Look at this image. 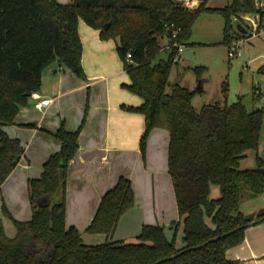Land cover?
Here are the masks:
<instances>
[{
    "label": "trees",
    "instance_id": "1",
    "mask_svg": "<svg viewBox=\"0 0 264 264\" xmlns=\"http://www.w3.org/2000/svg\"><path fill=\"white\" fill-rule=\"evenodd\" d=\"M208 2L201 0L189 10L177 0H0V189L25 153L21 141L3 127L14 123L31 94L40 90L45 67L58 61L86 79L79 33L83 20L100 30L102 39H119L118 52L131 78L126 87L144 99L140 106H123L145 115L142 152L154 128L169 131V173L183 221L182 244L176 235L170 240L158 224L144 225L136 242L113 241L121 216L135 205L131 180L120 176L102 196L86 229L107 235V240L85 243L80 230L66 223L68 167L79 148L83 123L74 131L62 123L55 133L61 148L46 160L41 176L28 181L32 218L15 220V237L6 234L0 218V264L236 263L227 251L244 241L251 223L264 219V208L250 214L241 208L246 199L264 193V159L257 157L254 168L240 167L247 152L259 149L264 107L249 110L241 99L228 103L226 76L223 100L197 110L193 96L203 88L191 90L176 82L168 91L179 62L174 50L159 57L173 23L182 26L180 40L187 45L199 15L219 13L225 19L222 43L230 45L236 34L245 35L231 17L260 11L253 0H231L222 7ZM204 69L193 70L201 76ZM212 184L220 186L219 198L210 197ZM178 225L174 222L173 228Z\"/></svg>",
    "mask_w": 264,
    "mask_h": 264
},
{
    "label": "crops",
    "instance_id": "2",
    "mask_svg": "<svg viewBox=\"0 0 264 264\" xmlns=\"http://www.w3.org/2000/svg\"><path fill=\"white\" fill-rule=\"evenodd\" d=\"M58 1L61 4L73 2ZM79 33L83 43L82 64L88 79L78 78L58 61L50 64L43 70L41 88L37 92L52 99L49 106L44 111L38 110L34 107L35 99L31 97L29 105L20 109L14 123L3 127L10 137L21 141L25 153L2 185L0 201L5 200L14 220H30L33 210L28 181L39 178L46 160L61 148V140L55 135L61 124L74 131L83 123L79 148L69 163L67 173V226L79 229L87 244L105 242L107 235L89 233L86 229L104 193L117 183L120 176H125L131 180L135 205L121 216L111 239L136 242L144 225L158 224L164 226L170 240L176 235L178 244H182L183 221L169 173V131L154 128L147 139L145 153L142 152L145 115L123 106L137 107L143 104L144 99L126 87L131 84V78L118 52L119 39H102L100 30L83 20L79 21ZM182 59L181 56L178 64ZM200 82L202 85L203 81ZM253 88L258 101L246 103L249 110L264 107V78ZM195 89L199 88L191 90ZM244 91H247L246 87ZM222 100L221 91L216 102ZM227 102L234 103L228 98ZM257 157L264 159V123L259 149L247 152L240 161L241 168H254ZM220 196V186L212 184L210 197ZM241 208L246 214L264 208V193L246 199ZM0 218L6 227V218L2 215ZM174 222H179L176 230ZM6 234L9 237L16 235L7 228ZM227 257L235 264H264V219L245 230L244 241L230 248Z\"/></svg>",
    "mask_w": 264,
    "mask_h": 264
},
{
    "label": "rangeland",
    "instance_id": "3",
    "mask_svg": "<svg viewBox=\"0 0 264 264\" xmlns=\"http://www.w3.org/2000/svg\"><path fill=\"white\" fill-rule=\"evenodd\" d=\"M230 1L209 0L208 5L211 7H222ZM177 2L182 3L189 10L197 8V5L189 0H177ZM198 2L201 3V0H198ZM253 13L256 12L241 13L240 16ZM224 24L225 19L221 14L202 12L192 27V35L188 40L190 44L185 46L181 54L182 61L173 68L170 75V83L167 87L168 91H170L171 85L177 81L182 85H186L189 89L198 87L200 81H203L204 91L195 94L192 100L193 105L197 109H200L203 104L216 103V100L221 95L222 83L226 76L229 83L227 97L230 102H236L239 99L244 104L251 103L253 100L258 101L254 94L253 86L260 84V79L264 78V72L260 70V67L264 65V30L259 31L261 33L252 40L240 43L238 48L239 54L230 58L228 54L229 45L222 43ZM232 24L237 26V22L232 21ZM248 29H250V26ZM246 35L236 34L235 36L239 39H246ZM163 42L165 43L166 40ZM191 42L196 44H191ZM168 53L169 50H162L159 57H166ZM199 66L205 67L201 76L193 70ZM87 79L86 75V79L84 80ZM245 87L247 91L243 92ZM30 100L31 97L26 106L29 105ZM0 215L6 218L5 231L7 228V231L16 234L15 218L9 211L5 200L0 201Z\"/></svg>",
    "mask_w": 264,
    "mask_h": 264
},
{
    "label": "built area",
    "instance_id": "4",
    "mask_svg": "<svg viewBox=\"0 0 264 264\" xmlns=\"http://www.w3.org/2000/svg\"><path fill=\"white\" fill-rule=\"evenodd\" d=\"M180 1V0H179ZM184 1V0H183ZM187 1V0H186ZM192 1L194 4L199 6L200 2L198 0H189ZM255 6L260 11L253 13V14H246L242 16L233 15L232 21L241 23L243 27L247 28V32L245 35L247 36L246 39H239L235 38L229 45L228 54L230 58L235 57L239 54L238 48L240 43H244L245 41L252 40L253 38L259 35V31H261V20H262V11H264V0H253ZM182 4V3H181ZM250 26V29L248 27ZM237 27V26H236ZM170 28L172 29V33L169 38L165 39L166 42L163 43V50L175 51L174 61L179 62L181 54L184 51L186 46L185 43L181 42V34L183 31L182 26L177 25L175 23L171 24ZM132 55L128 53L127 57L130 58ZM31 97L35 99L34 107L38 110L44 111L45 108L49 106L52 99L47 97L40 96L37 92H33Z\"/></svg>",
    "mask_w": 264,
    "mask_h": 264
},
{
    "label": "water",
    "instance_id": "5",
    "mask_svg": "<svg viewBox=\"0 0 264 264\" xmlns=\"http://www.w3.org/2000/svg\"><path fill=\"white\" fill-rule=\"evenodd\" d=\"M109 25H110V23H107V24L105 25V28H108ZM237 28H238L239 30H241V32H243V33H246V32H247V29H246L245 27H243V25H242L241 23H238V24H237ZM198 88H199V89L202 88L201 82H200ZM253 223H254V222H253ZM253 223H251V224H253Z\"/></svg>",
    "mask_w": 264,
    "mask_h": 264
}]
</instances>
